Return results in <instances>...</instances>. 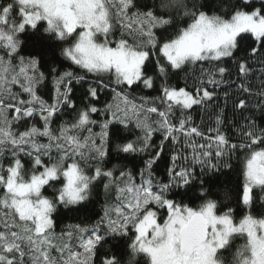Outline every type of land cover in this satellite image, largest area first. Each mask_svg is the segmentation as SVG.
I'll use <instances>...</instances> for the list:
<instances>
[{
	"label": "snow or ice",
	"instance_id": "snow-or-ice-1",
	"mask_svg": "<svg viewBox=\"0 0 264 264\" xmlns=\"http://www.w3.org/2000/svg\"><path fill=\"white\" fill-rule=\"evenodd\" d=\"M0 264H264V0H0Z\"/></svg>",
	"mask_w": 264,
	"mask_h": 264
},
{
	"label": "trees",
	"instance_id": "trees-1",
	"mask_svg": "<svg viewBox=\"0 0 264 264\" xmlns=\"http://www.w3.org/2000/svg\"><path fill=\"white\" fill-rule=\"evenodd\" d=\"M152 95H155L156 93H151ZM102 99H103V97H102ZM221 179L223 180V179H226V177H221Z\"/></svg>",
	"mask_w": 264,
	"mask_h": 264
}]
</instances>
